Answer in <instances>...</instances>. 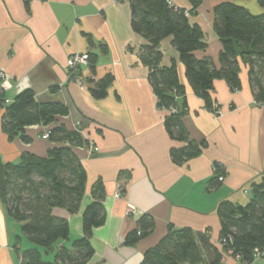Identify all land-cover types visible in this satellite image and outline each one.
<instances>
[{"label":"crops","instance_id":"crops-1","mask_svg":"<svg viewBox=\"0 0 264 264\" xmlns=\"http://www.w3.org/2000/svg\"><path fill=\"white\" fill-rule=\"evenodd\" d=\"M225 2L254 16L264 14L259 0H170L187 12L196 6L190 21L201 26L207 45L196 57L210 59L218 69L222 43L214 32V10ZM145 43L131 28L129 0H0V72L7 79V104L29 89L40 103H61L69 109L54 124L27 127L29 143L9 140L0 109V161L18 164L24 154L45 158L60 147H71L79 158L87 173L86 195L76 214L54 211L71 229L69 240L58 248L70 249L83 236V211L93 201L94 185L103 183L105 221L93 232L95 254L87 264H142L145 252L159 244L170 225L208 232L221 249L219 204L247 205L253 185L264 181V105L256 103L249 66L239 61V91L232 92L225 80L214 82V107L209 110L192 90L172 38L161 43V66L175 61L186 89L177 108L185 111L188 142L202 148L199 156L178 165L172 152L187 143L173 140L165 128L170 112L159 108L149 69L140 59ZM76 54L98 55L96 74L89 65L70 73L67 61ZM107 74L114 76V84L105 99L96 100L90 93L93 81ZM57 126L78 133L82 144L43 139ZM143 216L154 219L153 233L136 246H125ZM21 228L0 203V264H21V252L30 246L24 238L16 245ZM54 256L44 254V259L53 262ZM221 264L243 263L225 254ZM254 264H264V256Z\"/></svg>","mask_w":264,"mask_h":264},{"label":"trees","instance_id":"trees-1","mask_svg":"<svg viewBox=\"0 0 264 264\" xmlns=\"http://www.w3.org/2000/svg\"><path fill=\"white\" fill-rule=\"evenodd\" d=\"M121 1V0H116ZM264 8V0H259ZM131 28L145 40L140 47V59L149 69V81L154 89L159 108L170 112L165 128L170 137L187 146L172 152L176 164L182 165L199 156L201 146L188 142V133L182 124L185 111L177 108V100L185 98L186 89L180 83L177 63L162 67L161 43L172 38V45L186 68V77L195 95L207 109L213 110L212 90L216 80H225L232 92L242 88L240 60L249 66L250 85L256 103L264 105V14L252 15L246 8L225 2L215 10L214 32L222 43L216 68L210 59H198L196 53L207 48L201 26L192 24L193 11L174 8L170 0H129ZM102 51L105 53L106 48ZM98 55L88 54V65L96 74ZM115 78L107 74L93 81L90 90L96 100L105 99ZM2 131L10 141L21 138L29 143L25 129L36 125H50L66 117L69 109L61 103H40L32 90L20 93L10 104L5 93H0ZM50 141L81 145L78 133H70L64 126L50 131ZM87 173L71 147L51 150L47 157L24 154L18 164L0 161V203L8 215L22 225V236L16 245L26 239L30 245L20 254L21 264H87L95 251L91 244L93 232L105 221V188L101 181L92 190L93 201L83 211V236L71 248L60 247L70 238V223L54 214L64 209L70 214L80 211L86 195ZM214 181L211 187H214ZM221 221L219 244H212L208 232L178 229L170 225L157 246L147 250L142 264H221L225 254H231L243 264H254L264 256V181L253 185L252 199L245 205L223 201L217 208ZM154 219L143 216L136 230L128 234L125 246L133 247L150 236ZM54 253L48 262L44 254Z\"/></svg>","mask_w":264,"mask_h":264},{"label":"built area","instance_id":"built-area-1","mask_svg":"<svg viewBox=\"0 0 264 264\" xmlns=\"http://www.w3.org/2000/svg\"><path fill=\"white\" fill-rule=\"evenodd\" d=\"M86 65H88V54H76L70 57L67 61V67L70 73H73L76 70H78L79 67ZM6 82L7 79L5 74L3 72H0V93L3 92V90L5 89ZM78 83L83 88V82L78 79ZM49 138H50V133H47L43 136V139L47 140ZM218 179L220 182L224 181L223 176H219Z\"/></svg>","mask_w":264,"mask_h":264},{"label":"rangeland","instance_id":"rangeland-1","mask_svg":"<svg viewBox=\"0 0 264 264\" xmlns=\"http://www.w3.org/2000/svg\"><path fill=\"white\" fill-rule=\"evenodd\" d=\"M14 164H16V163H14ZM45 258H46V259H49V258H48V257H46V256H45Z\"/></svg>","mask_w":264,"mask_h":264}]
</instances>
